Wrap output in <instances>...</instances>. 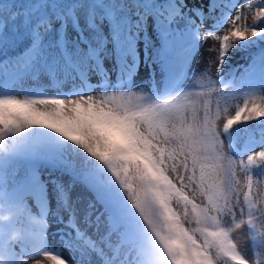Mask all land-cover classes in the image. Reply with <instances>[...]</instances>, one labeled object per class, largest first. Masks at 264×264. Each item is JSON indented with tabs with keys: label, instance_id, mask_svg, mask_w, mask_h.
<instances>
[{
	"label": "snow or ice",
	"instance_id": "6c2138e0",
	"mask_svg": "<svg viewBox=\"0 0 264 264\" xmlns=\"http://www.w3.org/2000/svg\"><path fill=\"white\" fill-rule=\"evenodd\" d=\"M261 45L264 0H0V264H264Z\"/></svg>",
	"mask_w": 264,
	"mask_h": 264
},
{
	"label": "rangeland",
	"instance_id": "374dc122",
	"mask_svg": "<svg viewBox=\"0 0 264 264\" xmlns=\"http://www.w3.org/2000/svg\"><path fill=\"white\" fill-rule=\"evenodd\" d=\"M258 2H259V0H252L253 6H255V4H257ZM239 3H241V4L245 3V0H239ZM243 14L245 16H247V9H244L243 10ZM244 23L246 25H251V24H253V19L251 17H248L244 21ZM219 34L222 35L223 34V31L220 30ZM213 43H215L217 47L219 46L218 45V42H216V41L210 40L208 42V44H213ZM208 44H206L203 48H201L199 50V52L197 53L196 57H195V60H200L201 61V64H200L201 70H203L207 66V62H208L209 56L210 55H212V56L215 55L214 53H209L207 51ZM233 55H235L234 60H232L231 58L229 59V61H228L229 64L228 63L225 64L224 71L226 69H228L229 66H232V65L236 64L237 65L236 72L238 74L237 77H239L244 72L245 67L251 62V60H250L249 54L247 52H234V53H230V56H233ZM193 67H195V61L193 62ZM213 71H214V67H213ZM156 78H157V80L160 79L158 73H157V77ZM147 79H148L147 70H146V68H144L143 66H141L140 75L136 78V83L137 84H144L147 81ZM46 94L52 95V94H54V91L52 89H47L46 90ZM238 103H239V101H238ZM231 111L234 114L235 109L233 108V109H231ZM256 123H257L256 121H251V122H249V126L255 125ZM221 124H222V122H221ZM243 127H244V125L242 123H238V124H236V125L233 126V129L232 130H235L237 128H241L242 129ZM83 195L87 196L88 193L87 192H83ZM238 218H239V215H238ZM243 232H244V229L242 228V229L238 230L237 233H234V235L235 236H239ZM49 243H50V246L58 247V245L54 244L51 241V236L50 235H49ZM245 243H246V237L244 238V240H241L240 241V246L241 247L245 246ZM63 255L64 256H67L68 255L67 251H65L63 253ZM40 260H41V264H52V262L48 261L46 258L40 257ZM30 264H31V262H30Z\"/></svg>",
	"mask_w": 264,
	"mask_h": 264
},
{
	"label": "bare ground",
	"instance_id": "6f19581e",
	"mask_svg": "<svg viewBox=\"0 0 264 264\" xmlns=\"http://www.w3.org/2000/svg\"><path fill=\"white\" fill-rule=\"evenodd\" d=\"M234 58H235V55L231 56V59H232V60H234ZM228 64H229V63H228ZM226 68H227V67H226Z\"/></svg>",
	"mask_w": 264,
	"mask_h": 264
}]
</instances>
